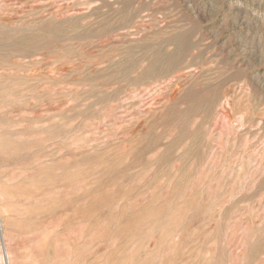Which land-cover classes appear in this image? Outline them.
<instances>
[{"label": "rangeland", "instance_id": "374dc122", "mask_svg": "<svg viewBox=\"0 0 264 264\" xmlns=\"http://www.w3.org/2000/svg\"><path fill=\"white\" fill-rule=\"evenodd\" d=\"M0 264H264V0H0Z\"/></svg>", "mask_w": 264, "mask_h": 264}]
</instances>
